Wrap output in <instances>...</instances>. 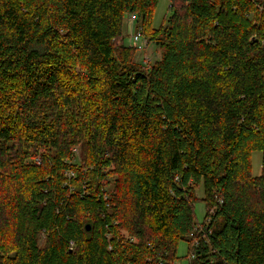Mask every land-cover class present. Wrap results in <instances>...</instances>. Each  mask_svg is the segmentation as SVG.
Listing matches in <instances>:
<instances>
[{
    "label": "trees",
    "instance_id": "obj_1",
    "mask_svg": "<svg viewBox=\"0 0 264 264\" xmlns=\"http://www.w3.org/2000/svg\"><path fill=\"white\" fill-rule=\"evenodd\" d=\"M169 1L0 0V264H264V0Z\"/></svg>",
    "mask_w": 264,
    "mask_h": 264
},
{
    "label": "rangeland",
    "instance_id": "obj_2",
    "mask_svg": "<svg viewBox=\"0 0 264 264\" xmlns=\"http://www.w3.org/2000/svg\"><path fill=\"white\" fill-rule=\"evenodd\" d=\"M171 6V3L169 0H159V4L155 10V15L153 19V27L156 29H159L164 21L166 16L169 13V8ZM128 35V32H127ZM127 43H128V38H127ZM143 54V53H142ZM140 53H138L137 56V61H140L144 64V60H142V56L146 57L148 56L151 60V63H155L158 60L161 59V51L159 47L156 45H148L147 52L146 54H143L140 57ZM75 153L77 156L74 158L75 162H78L80 160V149L77 148L75 150ZM252 164H253V175L254 176H259L261 175L262 172V155L258 152H255L252 157ZM197 198L198 201L195 203V215L197 222L200 224L204 223L206 219V214H207V207L205 204V190L203 186H200L197 189ZM43 237L41 238V244H43ZM178 258L179 262L178 264H191V261L189 259V244L185 241L180 242L178 246Z\"/></svg>",
    "mask_w": 264,
    "mask_h": 264
},
{
    "label": "built area",
    "instance_id": "obj_3",
    "mask_svg": "<svg viewBox=\"0 0 264 264\" xmlns=\"http://www.w3.org/2000/svg\"><path fill=\"white\" fill-rule=\"evenodd\" d=\"M137 17L132 15L129 18V23H130V33H129V40H128V46L131 48H136L137 52L146 54L147 48H148V40L147 38L143 35L142 28L138 27L136 25ZM144 61L146 63H150L151 60L148 56L144 57ZM36 162L38 164L41 163L40 159H36ZM69 176H73L72 173L69 174ZM213 214V212H211ZM196 245L198 246V242H196ZM195 256L193 255L192 258Z\"/></svg>",
    "mask_w": 264,
    "mask_h": 264
},
{
    "label": "water",
    "instance_id": "obj_4",
    "mask_svg": "<svg viewBox=\"0 0 264 264\" xmlns=\"http://www.w3.org/2000/svg\"><path fill=\"white\" fill-rule=\"evenodd\" d=\"M87 231H88V232L91 231V227H90V225L87 226Z\"/></svg>",
    "mask_w": 264,
    "mask_h": 264
},
{
    "label": "bare ground",
    "instance_id": "obj_5",
    "mask_svg": "<svg viewBox=\"0 0 264 264\" xmlns=\"http://www.w3.org/2000/svg\"><path fill=\"white\" fill-rule=\"evenodd\" d=\"M131 52V51H130Z\"/></svg>",
    "mask_w": 264,
    "mask_h": 264
}]
</instances>
